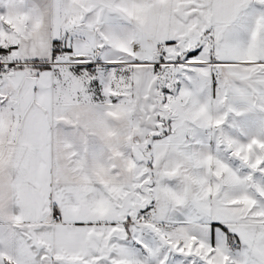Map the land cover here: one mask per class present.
Wrapping results in <instances>:
<instances>
[{"label": "snow or ice", "instance_id": "snow-or-ice-1", "mask_svg": "<svg viewBox=\"0 0 264 264\" xmlns=\"http://www.w3.org/2000/svg\"><path fill=\"white\" fill-rule=\"evenodd\" d=\"M0 264H264V0H0Z\"/></svg>", "mask_w": 264, "mask_h": 264}]
</instances>
